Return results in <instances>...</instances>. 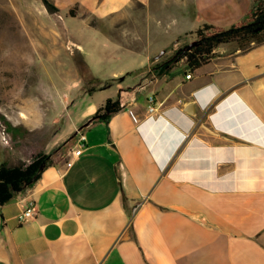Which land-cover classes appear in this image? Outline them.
<instances>
[{"label": "crops", "instance_id": "0c3cea01", "mask_svg": "<svg viewBox=\"0 0 264 264\" xmlns=\"http://www.w3.org/2000/svg\"><path fill=\"white\" fill-rule=\"evenodd\" d=\"M48 1L58 12L37 0L48 20L37 23L44 52L72 45L91 73L86 47L95 41L126 61L108 74L123 109L88 124L106 102L94 100L103 86L65 101L73 144L0 209V264H264V44L220 46L186 79L185 61L171 59L203 25L222 24L177 33L169 45L158 39L171 35V6L193 7L199 24L204 5L234 25L253 0ZM79 132L84 151L67 167ZM30 200L36 216L20 223Z\"/></svg>", "mask_w": 264, "mask_h": 264}, {"label": "rangeland", "instance_id": "374dc122", "mask_svg": "<svg viewBox=\"0 0 264 264\" xmlns=\"http://www.w3.org/2000/svg\"><path fill=\"white\" fill-rule=\"evenodd\" d=\"M38 5L37 0H0V164L9 166L29 163L39 153L51 154L55 149L49 163L62 160L73 144L70 142L73 134L66 138L68 130L63 124L66 120L71 123L72 115L75 116V111L67 112L65 101L69 99L72 103L81 92L96 91L100 86L104 89L94 92L97 105L103 99L117 100L118 84L108 74L111 68L126 62L113 60L105 46H96L95 41H88L86 47L94 51L89 56L90 74L86 73V63L72 45L68 54H47L44 47L47 49L48 45L39 39L37 23L48 20L38 12ZM194 11L191 6L183 10L169 7L163 17L175 18L169 23L171 35L158 39L169 45L175 34L184 35L204 23H219L224 29L232 26L214 11L206 12L204 5L199 10L202 20L199 24L193 23ZM26 22L32 28H26ZM189 39L191 44L194 39ZM76 68L77 74L73 72ZM133 78H128L126 83L137 84ZM78 110L79 107L76 115Z\"/></svg>", "mask_w": 264, "mask_h": 264}, {"label": "trees", "instance_id": "16d2710c", "mask_svg": "<svg viewBox=\"0 0 264 264\" xmlns=\"http://www.w3.org/2000/svg\"><path fill=\"white\" fill-rule=\"evenodd\" d=\"M42 1L49 13L58 12V9L48 0ZM195 35V45L179 49L171 59L173 62L184 60L188 74L210 63L215 57L216 49L220 46L235 44L242 53H246L264 44V0H254V7L248 11L244 19L230 28L224 29L205 24L195 32ZM84 66L86 73L90 74L87 65L84 64ZM122 109L123 105L119 98L109 99L90 118L88 124L108 122ZM75 136L76 134H73L71 138ZM56 151L57 149L53 150L51 154ZM51 154L39 153L29 163H20L15 166L0 164V209L40 179L43 171L50 164Z\"/></svg>", "mask_w": 264, "mask_h": 264}, {"label": "built area", "instance_id": "2783aa9c", "mask_svg": "<svg viewBox=\"0 0 264 264\" xmlns=\"http://www.w3.org/2000/svg\"><path fill=\"white\" fill-rule=\"evenodd\" d=\"M190 78H191V75L187 74L186 79H190ZM148 102H149L148 113L151 115L150 117H152L157 109L155 106V98L151 96L148 99ZM3 139L4 141H7L6 137H3ZM86 140H87L86 135L79 132L74 149H71L70 151H68V160L66 162L67 167L72 166L74 158L80 157L82 155V152L84 151V148H85ZM137 209L138 207L134 209V212ZM35 216H36V203L33 200H30L26 208L24 209V211L19 215V222L23 223L29 219H33Z\"/></svg>", "mask_w": 264, "mask_h": 264}, {"label": "water", "instance_id": "95a60500", "mask_svg": "<svg viewBox=\"0 0 264 264\" xmlns=\"http://www.w3.org/2000/svg\"><path fill=\"white\" fill-rule=\"evenodd\" d=\"M193 45H195V42L192 43L190 46H193ZM192 107L194 108V106L191 105V108H192ZM186 111L192 113V111L190 110V108H188Z\"/></svg>", "mask_w": 264, "mask_h": 264}]
</instances>
